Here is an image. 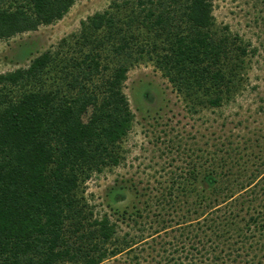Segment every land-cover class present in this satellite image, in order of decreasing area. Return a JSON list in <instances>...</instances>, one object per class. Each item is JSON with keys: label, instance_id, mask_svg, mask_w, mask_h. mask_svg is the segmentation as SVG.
Returning <instances> with one entry per match:
<instances>
[{"label": "trees", "instance_id": "obj_1", "mask_svg": "<svg viewBox=\"0 0 264 264\" xmlns=\"http://www.w3.org/2000/svg\"><path fill=\"white\" fill-rule=\"evenodd\" d=\"M77 1L0 0V40L62 20ZM61 49L80 54L67 60L61 86L67 75L74 81L65 90L42 85L51 52L0 75V264H102L119 255L108 246L116 225L106 215L92 220L80 193L93 173L122 161L121 143L135 120L123 91L131 68L155 59L193 111L217 109L235 95L248 56L237 38L220 34L210 0L113 2L83 21L76 43L64 40ZM221 172L206 171L212 199L252 186L221 182Z\"/></svg>", "mask_w": 264, "mask_h": 264}, {"label": "rangeland", "instance_id": "obj_2", "mask_svg": "<svg viewBox=\"0 0 264 264\" xmlns=\"http://www.w3.org/2000/svg\"><path fill=\"white\" fill-rule=\"evenodd\" d=\"M118 1L78 0L62 20L0 40V75L51 52L42 85L55 92L67 60L80 58L62 50V42L74 45L81 23ZM210 1L220 34L248 49L241 84L221 108L193 111L155 59L146 56L131 68L123 91L135 120L121 143L122 161L81 186L92 220L106 215L116 225L108 246L122 252L102 264H264V0ZM73 78L67 75L61 87ZM210 168H223L221 182L252 186L212 199L205 191L213 182L206 178ZM250 218L258 224L247 226Z\"/></svg>", "mask_w": 264, "mask_h": 264}]
</instances>
